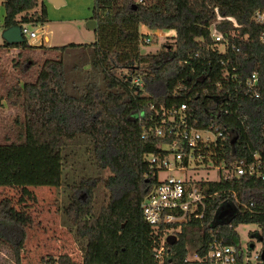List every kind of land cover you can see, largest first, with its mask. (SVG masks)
Listing matches in <instances>:
<instances>
[{
  "label": "trees",
  "instance_id": "obj_1",
  "mask_svg": "<svg viewBox=\"0 0 264 264\" xmlns=\"http://www.w3.org/2000/svg\"><path fill=\"white\" fill-rule=\"evenodd\" d=\"M2 6V31L48 22L39 0H2ZM260 8L264 0H94L90 20L95 41L52 50L63 55L81 46L89 49L86 74L98 73L103 86L90 83L78 97L69 96L60 58L45 61L34 83L13 87L7 96L23 112L25 135L22 144H0V188L60 187L65 152L82 142L99 172L70 187L65 209L75 238L83 243L82 264H210L209 247L238 246L237 228L247 225L256 226L249 236L264 248V180L259 176L224 181L219 171L215 181L188 183L205 196L201 218L191 214L183 223L153 227L141 209L158 183L150 158L171 155L169 148L180 137L175 124L183 119L198 130L222 134L216 145L194 149L196 168L256 160L264 164V45L258 41L259 27L251 22ZM218 17L233 19L237 26L218 22ZM213 24L227 36L223 53L210 38ZM141 28L152 33L145 36ZM173 31L176 36L162 52L141 53L155 32ZM0 47L34 49L25 40ZM233 73L241 79L257 73L259 97L244 95L242 89L236 93L223 79ZM182 105L186 110L170 121V112ZM178 166L188 168L187 154ZM259 171L264 174L263 165ZM99 189L105 198L96 204ZM32 223L24 209L0 201V239L11 246L17 264ZM187 245L196 247L198 260L187 261ZM41 264L71 263L60 257Z\"/></svg>",
  "mask_w": 264,
  "mask_h": 264
},
{
  "label": "rangeland",
  "instance_id": "obj_2",
  "mask_svg": "<svg viewBox=\"0 0 264 264\" xmlns=\"http://www.w3.org/2000/svg\"><path fill=\"white\" fill-rule=\"evenodd\" d=\"M68 8L62 10L64 16L73 14V19L78 21L73 27H60L56 23L51 24L48 29L37 27L44 34V45L66 46L70 44L85 45L95 41L94 23L90 20L94 0H68ZM4 8L0 0V26L3 22ZM70 14V15H68ZM48 18V17H47ZM49 19V18H48ZM50 20V19H49ZM32 30L33 27H31ZM149 35L152 32L145 28L140 33ZM0 27V44L2 39ZM63 34H66L62 37ZM61 35V36H60ZM176 36L173 32H155L151 35L150 43L141 46L142 54H157L162 52L165 46L172 43ZM37 45L36 39L29 41ZM2 48V47H0ZM4 48H2L3 50ZM218 49L223 51V47ZM20 53L9 55L0 52V144H22L24 142L25 127L24 115L21 109L15 108L8 100V93L15 86L34 83L42 67V60H59L64 64L66 93L72 97H78L83 88L90 83L103 86L99 74L92 72L91 76L86 74L89 67L90 52L84 47L69 49L63 55L56 53L33 54L29 50H21ZM90 77H86V76ZM3 78V80H1ZM204 134V133H203ZM82 138H78L79 141ZM76 140V142H78ZM196 165L193 161L187 169L174 170L172 173H162L161 179L169 174L181 180H210L217 179L216 170L203 164ZM99 174L86 143L70 145L65 152L63 163V179L58 188H33L27 187L23 190L14 188H0V201L9 200L15 209H24L32 218L33 226L27 232L24 248L20 252L18 264H41L42 259L53 258L55 261L60 257H67L71 264H82V246L74 235V227L69 222L65 209L71 200L69 189L77 185L82 177H95ZM103 177L108 171L102 173ZM105 195L102 189L95 197L96 204L103 201ZM254 225L239 226V244H251L259 248L260 243L250 238V233L256 231ZM167 236H171L170 233ZM166 237V235H165ZM162 245V244H161ZM187 261L198 260L196 247L187 245ZM0 264H17L14 251L11 246L0 239Z\"/></svg>",
  "mask_w": 264,
  "mask_h": 264
},
{
  "label": "built area",
  "instance_id": "obj_3",
  "mask_svg": "<svg viewBox=\"0 0 264 264\" xmlns=\"http://www.w3.org/2000/svg\"><path fill=\"white\" fill-rule=\"evenodd\" d=\"M222 20L231 21L234 26H237L233 19L218 17V22ZM251 22L259 27L258 41L260 44L264 45V9L260 8L255 10L251 16ZM142 34L144 35L145 33ZM21 35L26 42L37 39L38 37L36 30H32L29 25L21 27ZM210 38L214 47H217V49L219 46L223 47V51L218 49L219 52L223 53L228 45V39L226 35L217 31L215 24L210 27ZM145 41L148 43L149 39ZM233 71H235V69H233ZM223 79H226L225 82L233 85V90L236 93L238 90L242 89L244 95H250L255 98L259 97V76L257 73H252L246 79H241L238 74L233 73L230 74L229 77H224ZM216 86L219 87L220 84H216ZM185 110L186 106L182 105L179 111H171L170 121L174 122L173 115L177 113L181 114ZM180 119H182V117ZM175 125L179 128L180 137L178 141H174L173 145L170 146L171 155L168 158H159L155 156L150 158L151 167L157 170L158 183L151 188L144 198L141 209L145 222L153 227L165 224L183 223L187 216L191 214H193L195 218L202 217L205 209V196L202 195L196 187L188 185V183L196 180H181L175 178L171 174L161 179L160 175L162 173H172L174 170L187 169L178 166L186 154L188 156V162L190 163L194 159L192 152L195 148L200 145L205 147L216 145L217 139L222 137L221 133H216L212 130H198L188 125L184 119ZM157 135H162L160 129L157 130ZM185 150L189 152L185 154ZM261 165L264 167V164L256 160L250 165L240 162L229 168L221 166L214 170H216V175H218L219 171H222L224 181H230L233 177L245 174L259 176L261 180H264V174L259 171ZM263 252L264 248L261 243L259 248L251 244L231 246L215 243L209 247L206 261L210 264H264V260L262 259ZM162 253L163 247L160 246L156 250V257L161 259Z\"/></svg>",
  "mask_w": 264,
  "mask_h": 264
},
{
  "label": "crops",
  "instance_id": "obj_4",
  "mask_svg": "<svg viewBox=\"0 0 264 264\" xmlns=\"http://www.w3.org/2000/svg\"><path fill=\"white\" fill-rule=\"evenodd\" d=\"M40 4H43L45 6L46 9V14L47 17L50 19H48V22L45 23L44 25H39V26H31L33 27L34 30H36L37 27H41L42 29H48L51 24L56 23L57 26L59 25L60 27H73V25L78 21V19H73L75 17H73V14H68L70 16H64L66 15V13H63L62 10H66L68 8V4L69 1L68 0H39ZM35 12H39V9H35ZM5 16V13H4ZM4 20V17H3ZM3 23V22H2ZM43 30L39 31V29H37V33H38V37L36 39L37 41V45H32V43H28L29 46L34 47V49H30L29 51L33 54H48V53H56L54 50H52V48L55 47H60V46H54V45H50L48 44L47 46L44 45V37L45 35L41 34ZM66 34H63L62 37H64ZM61 36V35H60ZM4 43V41L1 42L0 45H2ZM0 52H3L6 55L12 54V53H20L22 52L19 49H7L4 48L2 50V48H0ZM47 61V60H42L41 65H43V63ZM37 78V77H36ZM3 80V78L1 79ZM23 85V84H22Z\"/></svg>",
  "mask_w": 264,
  "mask_h": 264
},
{
  "label": "water",
  "instance_id": "obj_5",
  "mask_svg": "<svg viewBox=\"0 0 264 264\" xmlns=\"http://www.w3.org/2000/svg\"><path fill=\"white\" fill-rule=\"evenodd\" d=\"M94 27V25H92ZM2 39L5 43L8 44H19L24 41L22 35H21V27H12L9 29H6L2 33ZM148 189L145 190L147 192ZM225 212L221 214L220 219L225 216ZM262 259L264 260V252L262 253Z\"/></svg>",
  "mask_w": 264,
  "mask_h": 264
}]
</instances>
